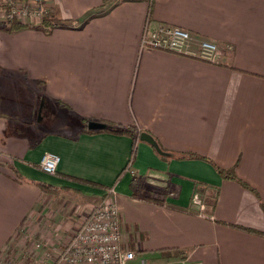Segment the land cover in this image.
Returning a JSON list of instances; mask_svg holds the SVG:
<instances>
[{"label": "crops", "instance_id": "0c3cea01", "mask_svg": "<svg viewBox=\"0 0 264 264\" xmlns=\"http://www.w3.org/2000/svg\"><path fill=\"white\" fill-rule=\"evenodd\" d=\"M44 1L64 24L50 34L0 23V264L32 254L27 238L55 256L110 185L130 264H264V0ZM147 20L215 42L216 61L141 50ZM38 94L79 123L35 125ZM47 152L54 175L38 167Z\"/></svg>", "mask_w": 264, "mask_h": 264}, {"label": "built area", "instance_id": "2783aa9c", "mask_svg": "<svg viewBox=\"0 0 264 264\" xmlns=\"http://www.w3.org/2000/svg\"><path fill=\"white\" fill-rule=\"evenodd\" d=\"M7 18L18 20L21 16L42 19L49 13L44 0H30L21 6L18 0H4ZM195 44L192 45L191 42ZM140 49H157L184 55L207 62H215L218 47L215 42L198 37L192 40L191 33L179 26L157 24L151 26L146 21L139 40ZM60 156L56 153H45L39 168L47 174L54 175ZM127 170L131 169V161ZM120 213L116 204L114 185L105 188L103 198L94 205L81 219L63 247L51 260L50 264H130L135 252L125 250L120 244ZM39 243L36 247H39ZM176 264H201L200 262L181 260Z\"/></svg>", "mask_w": 264, "mask_h": 264}, {"label": "rangeland", "instance_id": "374dc122", "mask_svg": "<svg viewBox=\"0 0 264 264\" xmlns=\"http://www.w3.org/2000/svg\"><path fill=\"white\" fill-rule=\"evenodd\" d=\"M19 4L21 6L29 4L30 0H18ZM4 0H0V23H2L4 26H6V22H11V21H18L21 24H26L29 25L28 27H37L41 24L42 19L45 17L48 18H53V11L49 9V13L43 17L42 19H37L36 17H30V16H21L18 20L14 18H7L6 16V5L4 4ZM192 35V34H191ZM18 79V78H17ZM17 84L15 89H29L28 84L25 82L20 81L19 79L17 80ZM35 89H40L36 86H34ZM34 97V96H33ZM35 101H33L35 109L33 112V122L34 124H42L44 120H42V117L45 119L46 117L50 120H52V124H50L49 129L51 130H64L68 129L67 127H60V124H69L71 127L69 128L72 129L75 127L76 124L79 123V119L75 118L72 113L68 112V110L64 107L62 109L57 108L55 105L45 103L44 100L42 99L41 95L38 94V97L35 96ZM17 103H19L18 99H15ZM30 101V95H27V100L25 102L29 103ZM25 103H20L21 106H23ZM49 107L51 110H46V108ZM19 124H22L20 120H18ZM45 128L47 127L44 126ZM39 167V164H38ZM51 193V192H49ZM57 192H53L51 194H56ZM28 243H30L32 246V254L30 252H21L19 251L18 253L15 254H10L11 257H8L7 255V262L3 260V264H49L50 260L49 257L54 258V253L52 251V248L50 246H45V245H40V247H36L37 243H40L41 239L40 238H27L26 240ZM5 256V255H4ZM6 258V259H7Z\"/></svg>", "mask_w": 264, "mask_h": 264}, {"label": "trees", "instance_id": "16d2710c", "mask_svg": "<svg viewBox=\"0 0 264 264\" xmlns=\"http://www.w3.org/2000/svg\"><path fill=\"white\" fill-rule=\"evenodd\" d=\"M98 13H99L98 10L88 13L87 15H85L81 19V24L84 23L85 21H87L88 19H90L91 17L96 16ZM5 22H6V24H5L6 25V31H8V32L16 31V30H19L21 28H26L29 26L26 24H21L18 21H11V22L5 21ZM62 24H63L62 20H60V19L45 17L42 19L41 24L39 26H37V28L42 27V30L46 34H50L52 32L53 28L57 27L58 25H62ZM92 122H96V121H90L88 119H82L83 128H84V130H86V132L91 133V132H99V131H110V132H114V133H128V134L131 132L129 129L123 130V129H120L118 127L111 125L110 123H104V122L103 123L98 122L101 125H103V127H101V128H90L89 124ZM134 150L135 149H133L132 155H134ZM189 155L194 156V155H192V153L188 154V156ZM218 172L223 174L226 178H230V179L238 181L245 188L255 192V190L252 187H250V185L248 183L242 181L241 179H239L236 176L233 169L224 170V169H221L220 167H218ZM69 178H71L73 180H77L74 177H69ZM82 182L87 183L89 185L100 186L99 184H96L94 182H87V181H82ZM37 184H39L43 190H46V191L51 192V193L57 192V188L55 186H52V185L46 184V183H42V182H37Z\"/></svg>", "mask_w": 264, "mask_h": 264}, {"label": "water", "instance_id": "95a60500", "mask_svg": "<svg viewBox=\"0 0 264 264\" xmlns=\"http://www.w3.org/2000/svg\"><path fill=\"white\" fill-rule=\"evenodd\" d=\"M90 128H101L103 127V125H101L98 122H92L89 124ZM140 139H145L146 141H148L159 153H162V151L159 149L156 141L150 136V135H146L144 133L140 134Z\"/></svg>", "mask_w": 264, "mask_h": 264}]
</instances>
